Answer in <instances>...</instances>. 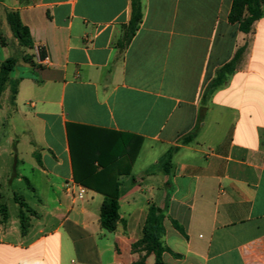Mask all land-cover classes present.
I'll list each match as a JSON object with an SVG mask.
<instances>
[{
    "label": "crops",
    "instance_id": "0c3cea01",
    "mask_svg": "<svg viewBox=\"0 0 264 264\" xmlns=\"http://www.w3.org/2000/svg\"><path fill=\"white\" fill-rule=\"evenodd\" d=\"M132 1L0 0V73L16 60L13 104L8 89L0 103V264H135L152 205L164 216L166 264H264V17L246 34L229 21L234 0H140L142 21L122 49ZM11 12L33 48L14 36ZM68 125L120 134L128 150L141 142L118 176L114 232L100 224L104 194L75 180ZM14 180H28L34 203L12 190V216ZM16 197L36 212L25 234Z\"/></svg>",
    "mask_w": 264,
    "mask_h": 264
},
{
    "label": "trees",
    "instance_id": "16d2710c",
    "mask_svg": "<svg viewBox=\"0 0 264 264\" xmlns=\"http://www.w3.org/2000/svg\"><path fill=\"white\" fill-rule=\"evenodd\" d=\"M263 17L264 0H234L229 21L231 23H238L240 30L247 34L252 31L254 24ZM7 18L11 30L19 40V43L24 47L33 48L29 29L22 24L19 15L11 12ZM141 21V1L133 0L131 20L124 27L123 38L118 43L120 48L123 49L124 43L127 45L132 39ZM243 51L244 48H241L232 62L218 70L215 79L209 84L205 92L204 102L209 100L218 89L227 83L229 77L236 71ZM41 56L44 57V54L42 53ZM25 61H28V58L25 57ZM15 66L16 60L14 59H9L1 65L0 97L4 92L3 86L5 83L12 81L9 78V74ZM14 83L15 90L11 97L12 101H14L16 94V82ZM68 139L75 180L89 189L104 194L105 201L101 207L100 224L104 230L114 232L119 221L120 210L121 184L118 181V176L130 173L140 150L141 142L133 143L132 147L128 150L127 148L130 143L120 134L76 125H68ZM126 156H128L127 159L130 161L127 170L124 172L121 170L122 162L120 161ZM168 164L169 159L166 160L165 167ZM26 183L30 186L28 180H26ZM15 200L20 205L19 219L22 234H25L30 227V218L24 211V208H28V206L24 202L19 201L18 197ZM158 211L159 209L153 205L149 208L147 220L143 228V236L133 246L135 252L141 251L145 255L135 264H144L150 254H154L155 256V264H166L163 260V254L168 249L162 241L165 232L163 225L164 216ZM0 213L4 217L7 216L5 205H0ZM174 225L178 230L182 231L176 223Z\"/></svg>",
    "mask_w": 264,
    "mask_h": 264
},
{
    "label": "rangeland",
    "instance_id": "374dc122",
    "mask_svg": "<svg viewBox=\"0 0 264 264\" xmlns=\"http://www.w3.org/2000/svg\"><path fill=\"white\" fill-rule=\"evenodd\" d=\"M126 46V43H124L123 48ZM4 91L6 92L8 89V96L6 95V99L8 102H10V104H13V101L11 100L12 94L15 90V83L13 81H10L8 83H5V85L3 86ZM0 103H1V97H0ZM2 128L0 126V131H2ZM5 130L9 131V127L5 126ZM12 151H14L13 149H11ZM15 155L13 154V157ZM15 181V180H14ZM4 187L7 189V191L10 189V187L8 185H4ZM12 190H15V192H17L18 196L23 197L24 200L29 203L30 205L32 203H34V198L33 195L31 193V191L28 189L27 187V183L24 181L22 183H18L17 181H15L14 185L11 188V195L9 196V198L6 200V203H8L9 208H10V214L13 216L16 214V209L17 207L15 206V203L13 201V194H12ZM4 205V204H1ZM25 213L28 215V217L30 218V215H36V212L33 211H27V209H24Z\"/></svg>",
    "mask_w": 264,
    "mask_h": 264
},
{
    "label": "built area",
    "instance_id": "2783aa9c",
    "mask_svg": "<svg viewBox=\"0 0 264 264\" xmlns=\"http://www.w3.org/2000/svg\"><path fill=\"white\" fill-rule=\"evenodd\" d=\"M66 191L74 196H76L79 199H82L84 197V190L83 188L77 186V184L74 181H66L65 183Z\"/></svg>",
    "mask_w": 264,
    "mask_h": 264
}]
</instances>
